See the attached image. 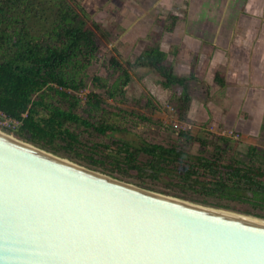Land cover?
<instances>
[{
	"label": "trees",
	"instance_id": "1",
	"mask_svg": "<svg viewBox=\"0 0 264 264\" xmlns=\"http://www.w3.org/2000/svg\"><path fill=\"white\" fill-rule=\"evenodd\" d=\"M72 1L0 0V110L19 123L0 130L149 191L264 220L263 148L241 153L228 137L179 130L165 142L127 139V114L112 112L96 91L79 98L75 92L84 85L97 43L94 24ZM142 59L190 102L187 80L173 74L162 51L149 48ZM109 64L93 75L91 86L109 98L123 96L128 72L115 59ZM110 68L117 73L112 82Z\"/></svg>",
	"mask_w": 264,
	"mask_h": 264
},
{
	"label": "water",
	"instance_id": "2",
	"mask_svg": "<svg viewBox=\"0 0 264 264\" xmlns=\"http://www.w3.org/2000/svg\"><path fill=\"white\" fill-rule=\"evenodd\" d=\"M33 147L0 136V264H264V221Z\"/></svg>",
	"mask_w": 264,
	"mask_h": 264
},
{
	"label": "rangeland",
	"instance_id": "3",
	"mask_svg": "<svg viewBox=\"0 0 264 264\" xmlns=\"http://www.w3.org/2000/svg\"><path fill=\"white\" fill-rule=\"evenodd\" d=\"M74 1L79 5L74 8L84 9L89 25L94 24L92 29L97 43L94 58L85 69L84 85L75 92L81 100L84 101L85 95L96 91L103 97L105 106L112 112L120 110L127 114L130 119L126 124L127 139L145 140L149 143L165 142L169 138L176 139L178 130L188 131L199 137H207L211 134L225 137L221 135L223 130H213L208 126L200 127L191 121L187 116L190 102L181 100L184 94L182 89L178 86L167 87L163 78L143 62L142 55L149 48L160 50L163 38L168 39L169 43L175 41V31H193L198 37V35L207 36L215 28L220 30L222 26L226 30L230 29L232 27L230 20H233L234 14L242 10L243 0ZM70 2L73 1L70 0ZM190 13L192 18L188 20ZM169 32H171L170 35ZM166 33L167 36L164 37ZM198 38L201 39V37ZM197 46L198 43L196 48ZM111 59H115L122 67H125L129 77L124 95L116 98H109L104 89L94 90L90 83L93 75L101 68L110 65ZM108 73V81L112 82L117 73L112 68L108 69ZM205 90L208 91L203 84L189 81L186 95L189 98L191 95L197 98ZM137 116L138 119H135ZM139 116L147 120H140ZM0 132L4 133L2 130ZM231 141L236 151L246 152L248 144H244L240 136L238 140L231 139ZM193 145L192 151L195 152L198 145L194 143ZM261 147L264 149L263 143ZM130 181L134 180L123 182L136 186ZM157 188L161 189L159 186ZM224 211L234 213V211ZM235 214L244 215L237 212Z\"/></svg>",
	"mask_w": 264,
	"mask_h": 264
},
{
	"label": "crops",
	"instance_id": "4",
	"mask_svg": "<svg viewBox=\"0 0 264 264\" xmlns=\"http://www.w3.org/2000/svg\"><path fill=\"white\" fill-rule=\"evenodd\" d=\"M243 1L242 10L230 20V29L215 28L207 36L198 35L201 39L193 31H175V41L163 38L160 51L176 77L186 79L187 84L197 81L208 89L197 98L190 96L187 116L191 121L237 133L247 148H262L264 0Z\"/></svg>",
	"mask_w": 264,
	"mask_h": 264
},
{
	"label": "built area",
	"instance_id": "5",
	"mask_svg": "<svg viewBox=\"0 0 264 264\" xmlns=\"http://www.w3.org/2000/svg\"><path fill=\"white\" fill-rule=\"evenodd\" d=\"M18 124V121L9 118L3 111L0 110V127H14ZM221 135L234 140H238L239 138V135L237 133L227 130H223Z\"/></svg>",
	"mask_w": 264,
	"mask_h": 264
},
{
	"label": "bare ground",
	"instance_id": "6",
	"mask_svg": "<svg viewBox=\"0 0 264 264\" xmlns=\"http://www.w3.org/2000/svg\"><path fill=\"white\" fill-rule=\"evenodd\" d=\"M0 136L1 137H4V138H6V139H8V140H10V141H12V142H14V143H17V144H19V145H22V146H24V147H27V148H29V149H31V150H33L34 149V147L33 146H31L30 144H26V143H24V142H21V141H19V140H17L16 141V139H14L12 136H8V135H6V134H4V133H1L0 132ZM34 150H36V149H34ZM39 152V151H38ZM41 153V152H40ZM49 156V155H48ZM55 156V155H54ZM58 157V156H57ZM49 158H52V159H54V160H57V161H60V162H62V163H64V164H66V165H71V166H74V165H72L71 163H69V160L67 161L66 159H63V158H61L62 160H59V159H57V158H55V157H53V156H49ZM60 158V157H59ZM75 167V166H74ZM218 210V209H217ZM225 212H227V211H225ZM229 213H231V212H229ZM233 214H235V212L233 213ZM237 215H239V214H237ZM241 216H243V215H241ZM245 217H249V216H245ZM249 218H253V219H257V218H255V217H249ZM257 220H261V221H264L263 219H257Z\"/></svg>",
	"mask_w": 264,
	"mask_h": 264
}]
</instances>
